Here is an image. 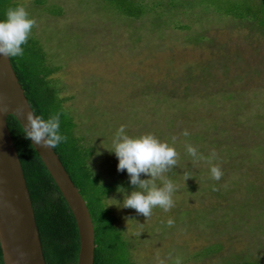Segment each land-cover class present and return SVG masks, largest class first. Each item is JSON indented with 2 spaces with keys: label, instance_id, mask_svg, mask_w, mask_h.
<instances>
[{
  "label": "rangeland",
  "instance_id": "374dc122",
  "mask_svg": "<svg viewBox=\"0 0 264 264\" xmlns=\"http://www.w3.org/2000/svg\"><path fill=\"white\" fill-rule=\"evenodd\" d=\"M35 1L23 0L21 6L37 21L34 34L48 58L62 68L56 79L62 82L63 97L74 98L67 106L76 116L78 133L88 131L99 146L96 158L104 179L109 182L122 174L112 152V139L121 125L130 137L152 133L170 145L177 137L176 174H166L178 189L170 211L156 207L147 219L122 207L131 192L108 200L131 242L135 263L156 264L157 254L161 259L171 254L167 264L176 257L182 264H225L240 254L264 264V203L252 192L254 184L245 183L248 177L264 187V177H254L257 174L247 164L240 170L246 177L240 176L238 161L229 158L234 151L238 157L256 154L255 164L264 168V34L230 19H209L193 32L169 29L155 36L161 33L157 26L138 21L128 25L93 0H45L46 6L63 9L60 17L43 12ZM196 33L206 40H198ZM185 129L187 137L181 135ZM213 130L220 136L211 144ZM224 132H231L228 138ZM186 144L203 157L218 151L212 163H219L223 171L221 189L237 191L226 194L227 202L213 197L217 191H208L214 185L211 165L188 155ZM185 171L191 173L187 181ZM156 183L162 186L160 180ZM170 218L172 227L167 225ZM257 222L263 228L256 230ZM216 244L221 251L196 258Z\"/></svg>",
  "mask_w": 264,
  "mask_h": 264
},
{
  "label": "trees",
  "instance_id": "16d2710c",
  "mask_svg": "<svg viewBox=\"0 0 264 264\" xmlns=\"http://www.w3.org/2000/svg\"><path fill=\"white\" fill-rule=\"evenodd\" d=\"M22 1L0 0V20L6 18L5 14L9 8L21 6ZM93 1L99 2L104 12L107 11L113 17L115 16L117 19L127 21L128 25L129 23L138 21L143 24L157 26L161 33H156L155 36H160L164 30L169 29L193 32L195 26L203 20L209 19H230L252 26L253 29L259 30L264 34V0ZM46 2L45 0H36L35 4L43 7L42 11L50 15L58 17L64 15L63 9L56 6V4L46 6ZM29 16L32 18L30 13ZM34 28L28 42L22 45L24 49L23 56L13 57L10 60L34 113L45 119L50 115L60 113V134L66 136L67 141L60 143L54 151L89 209L95 231L96 248L94 264H136L131 242L125 236L124 230L120 226L119 217L116 215L114 207L108 202L112 195L126 194L136 189L130 184L126 170L122 172L119 178L109 182L102 176V170H98V163L100 161L96 157L99 146L90 138L91 136L88 131H85V134L78 133L79 124L76 121V116L67 106L68 102L74 98L63 97L62 82L56 79V75L62 68L61 66H56L53 61H50L44 45L34 34ZM153 31L157 30L154 28ZM197 36V39L200 41L206 40L205 37L199 34ZM153 39L156 40L157 37L153 36ZM228 98L233 101V94H230ZM236 122L242 123V121ZM8 127L17 148L27 181L46 264H77L80 254V234L75 216L68 202L30 139L25 137L26 133L14 116L8 117ZM230 133L224 132V137L228 138L227 135ZM211 135L215 136L211 142L212 144L218 140L220 135L215 131ZM224 147L225 145L219 146L220 155ZM204 148L207 150L208 146ZM252 152H255V150H252ZM248 154L243 155L244 157H238L237 151H234L232 155L230 154L229 158L234 157L235 162L238 161L237 166L240 167H238L237 172L240 176L246 177V173L243 172V174L240 170L244 164H247V167L249 166L257 174L254 177L261 175L263 179L264 168L261 170V166L255 164L257 155L251 156L253 154ZM209 155L204 156L207 158ZM225 159L228 158L221 159V162ZM235 162L234 164H236ZM172 174H176L175 169L172 171ZM141 179H143V175ZM246 179L245 183L254 184L255 189L252 192H256L255 195L259 198V202L263 204V183L261 186H257L255 181H250L248 177ZM193 181L192 179L191 182ZM213 182V186L209 187L207 185L208 191L211 194L217 191V195L213 197H218L221 200L224 199L227 202L228 199L225 198L226 194H236L237 192H234V189L223 192L221 180H213ZM189 184L188 187L193 188ZM195 190H197V186ZM219 192L223 195H218ZM238 192L240 191L238 190ZM246 203L249 204V202ZM159 209L157 208L156 210L159 211ZM241 211L242 209L237 212L236 223ZM236 223L234 228H236ZM261 227L263 228L260 222L254 224L256 230ZM221 249L222 246L216 244L214 247L203 250L196 255V258L209 256L214 252L221 251ZM249 259L247 256L244 258L243 255L237 254V256H234V260H225V258L223 260H225V264H262L261 261H248ZM0 264H4L1 243Z\"/></svg>",
  "mask_w": 264,
  "mask_h": 264
},
{
  "label": "clouds",
  "instance_id": "9594fccd",
  "mask_svg": "<svg viewBox=\"0 0 264 264\" xmlns=\"http://www.w3.org/2000/svg\"><path fill=\"white\" fill-rule=\"evenodd\" d=\"M5 17L4 20H0V56L8 59L21 57L24 54L22 45L28 42L32 29L38 26L37 21L30 18L24 6L9 8ZM17 113L26 120L23 127L25 137L35 145L55 149L60 143L67 141V137L60 134V113L50 115L47 119L32 111L25 114L23 108H18ZM125 129V125L117 129L112 139V152L119 161L117 171L126 170L130 184L137 190L124 196L122 207L134 209L137 214L147 219L151 217L156 207H160L165 212L170 211L175 206L173 196L178 189L166 174L170 173L178 162L179 153L174 146L177 137H172L173 144L170 145L152 133L130 137L125 134ZM181 135L187 137L190 133L185 129ZM185 148L187 154L194 160L206 159L211 165V178L215 181L221 180L223 171L220 164L212 163L218 159V154L214 149L209 157L205 158L191 144H186ZM141 174L150 179H141ZM183 176L187 181L191 178V173L185 171ZM157 180L161 181L162 186L157 185ZM167 225L172 227L174 220L168 219ZM168 260H172L171 254L166 259H161L159 254L156 256V264H167ZM173 264H182L181 258L176 257Z\"/></svg>",
  "mask_w": 264,
  "mask_h": 264
},
{
  "label": "water",
  "instance_id": "95a60500",
  "mask_svg": "<svg viewBox=\"0 0 264 264\" xmlns=\"http://www.w3.org/2000/svg\"><path fill=\"white\" fill-rule=\"evenodd\" d=\"M18 108L25 114L34 112L11 60L0 56V243L4 264H46L27 181L8 127L9 116L24 127L26 120L18 115ZM31 143L75 216L80 234L77 264H94L95 231L86 202L54 149Z\"/></svg>",
  "mask_w": 264,
  "mask_h": 264
}]
</instances>
